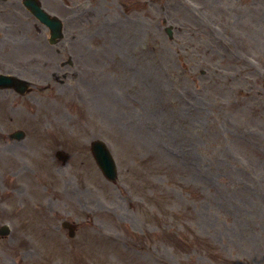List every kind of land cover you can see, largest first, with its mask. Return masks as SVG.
Segmentation results:
<instances>
[{"label":"rangeland","instance_id":"374dc122","mask_svg":"<svg viewBox=\"0 0 264 264\" xmlns=\"http://www.w3.org/2000/svg\"><path fill=\"white\" fill-rule=\"evenodd\" d=\"M43 1L64 41L1 24L34 84L0 94V264H264V0Z\"/></svg>","mask_w":264,"mask_h":264},{"label":"flooded vegetation","instance_id":"af4514ba","mask_svg":"<svg viewBox=\"0 0 264 264\" xmlns=\"http://www.w3.org/2000/svg\"><path fill=\"white\" fill-rule=\"evenodd\" d=\"M22 2H24V0H0V74L4 73V74H8V75H13V76H16L19 79L25 80V81L30 83L31 80L28 78V76L27 75H23V73H26L25 70L29 69L27 67L28 65L27 64H23L24 61H17L15 64L5 61L4 58H3L5 56L3 55L2 46H1L4 40H5V45H11L13 43L14 44L15 43L18 44V40L14 39L11 42L9 40V38H5V39L3 38L4 35L1 33V31H2L1 30V28H2L1 24H2V21L4 19V16L7 13L13 14L14 17L17 16V11H18L19 6H21V5L23 6ZM43 3L45 4V1L42 0V4ZM62 10L64 11V9H62ZM58 13H59V15H61V10H59ZM38 31H39V29H38ZM42 35H43V38H45L46 43L49 44L48 37L44 33ZM64 40H65V37L62 36L59 39L58 43L62 42ZM31 59L33 60L34 58H31ZM65 63H66V59H64L63 63H61V68L59 69L60 74H61V71L64 69V67L66 65ZM44 70H46V69L44 68ZM30 71H32V70H30ZM34 71H38V69L37 70L34 69L32 72H34ZM42 75L44 76L45 73L42 74ZM51 76L54 77L53 78L54 80H58L59 81V77H58V75H55V73H52Z\"/></svg>","mask_w":264,"mask_h":264},{"label":"water","instance_id":"95a60500","mask_svg":"<svg viewBox=\"0 0 264 264\" xmlns=\"http://www.w3.org/2000/svg\"><path fill=\"white\" fill-rule=\"evenodd\" d=\"M91 147L93 149L94 157L96 158L99 167L108 177V179L113 180L115 177V168L113 167L114 163L104 144L98 141L93 143ZM60 157H62V155H60ZM64 225L66 226L67 224L64 223ZM70 235H72V233H70Z\"/></svg>","mask_w":264,"mask_h":264}]
</instances>
